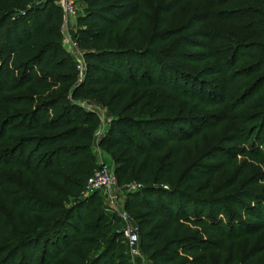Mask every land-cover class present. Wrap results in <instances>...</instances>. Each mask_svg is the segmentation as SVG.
Wrapping results in <instances>:
<instances>
[{
    "label": "trees",
    "instance_id": "trees-1",
    "mask_svg": "<svg viewBox=\"0 0 264 264\" xmlns=\"http://www.w3.org/2000/svg\"><path fill=\"white\" fill-rule=\"evenodd\" d=\"M181 1L160 6L155 28L147 30L140 0H76L81 13L72 38L84 63L80 73L61 43L59 6L0 0V94L6 95L0 130L11 137L0 166L19 177L11 182L16 198L2 196L22 217L21 224L14 216L6 231L14 238L0 243L1 264H130L114 218L107 220L95 194L81 195L95 168L100 123L80 104L93 101L112 117L96 146L109 153L113 176L142 183L124 210L133 213L138 248L149 263L204 264L215 252V264H264V243L241 258L229 246L264 232L260 196L229 192L237 175L203 196L215 151L232 159L247 154L249 144L264 168V0H204L202 30H192V22L166 27ZM208 20L219 25L209 27ZM17 90L26 94L12 97ZM220 128L226 135L182 166L185 144ZM263 180L264 172L244 186ZM163 183L167 189L158 187ZM226 205L244 219L231 214L224 222ZM204 231L225 245L204 239Z\"/></svg>",
    "mask_w": 264,
    "mask_h": 264
},
{
    "label": "rangeland",
    "instance_id": "rangeland-1",
    "mask_svg": "<svg viewBox=\"0 0 264 264\" xmlns=\"http://www.w3.org/2000/svg\"><path fill=\"white\" fill-rule=\"evenodd\" d=\"M170 1H177V0H140V7L141 9L138 12V15L141 16L142 22L144 23L147 30H152L155 28V25L158 21V9L160 6L166 5L167 2ZM62 12V11H61ZM81 13L80 4L76 2L75 5V16L74 17H64L62 14L61 21H60V35H61V43L64 49L67 51L70 49L69 45L71 42H73V32L75 29V17L77 14ZM204 14V0H182L174 9L173 13L169 15L168 21L166 23V27H171L176 30H180L181 27H183L185 24L192 22L194 24L192 30H202L204 27V22L200 21L202 20V16ZM207 25L209 27L219 25V23H214L213 21L208 20ZM69 54L73 58L75 64H79L84 69V63L81 59V53L77 50H74L71 48L69 50ZM179 66L181 68H184L185 70H191L193 68V65H184L183 63H179ZM83 71V70H82ZM261 91L258 95H256L252 101H255ZM24 95L26 94L23 90H17L11 93V96L14 95ZM6 95L0 94V98L4 97ZM257 97V98H256ZM92 105H85L84 103H81L80 106H84L87 108H92L98 117L100 128L97 130L94 134V143L92 146V152L95 155V168L92 170V174L99 168V166H106L109 171L113 172L112 165L109 161V153L105 149H99L96 146L97 141L102 136L103 131L106 129V126L108 125L109 121L111 120V115L107 112V110L102 106V104L98 101H93ZM2 108V105H0V109ZM6 112H14L13 108L11 107H5ZM242 112V111H241ZM244 114H248L249 111H243ZM227 130L224 128L216 129L214 132L211 133H204L201 135L200 138H197L196 140H192L191 143L185 144L183 147V153H182V166H186L189 163L193 162L194 160H197L198 156L201 154V152L206 151L211 147L212 145L216 144L221 138L220 136L226 135ZM11 137L9 136L7 132V128L5 129V132H1L0 130V165H4L6 161L8 160V156H5V154L2 152L5 148L8 146H11ZM250 152V145L248 144L246 146ZM261 151H264V147L259 148ZM219 152V153H216ZM247 154H240L236 155L235 158H228L224 154L220 153V151L213 152V158H214V171L207 177L209 179V189L203 193V196H207L209 194V190L213 189L214 187H217L219 184L227 180L229 177L233 175H237L238 179L236 182V185L229 190V192L238 193V192H252L254 194H258L260 196L259 198L256 197V202L259 203V207L261 210V213L264 214V180L257 183L252 184L249 186H244L245 182L252 181L256 175L261 174L264 172L263 164H261L260 160L256 157H254L250 153ZM90 173V174H91ZM91 174V175H92ZM90 175V176H91ZM19 177H16L15 173H12L9 171L8 168H2L0 166V243L9 240L10 238H14L13 232L12 236L7 235L6 231L9 233L10 228L14 227V216H17L18 220L22 224V217L20 212L13 213L10 212V208L6 205V202L3 200V193H7L10 196H13V198H16L15 194H12L13 187L11 186V182L13 179H16ZM115 178V177H114ZM87 180V179H86ZM86 180L82 186V197H87L91 195L92 193L95 194L96 203H98V206L101 210H103V213L107 216V220L111 219L112 217L114 220L112 221L111 225L115 228V230H118L122 232L125 239V234L127 233L126 227H130L137 230V236L138 234V226L136 222L133 219V213L130 211L124 210V203L126 202L128 195L134 191H129L127 189V186H138V189L142 185L141 182L135 181L133 179L126 180L124 182H117L115 179V186H114V192L107 191L104 189L95 190L91 194H86L85 191V183ZM168 184H158V187L167 189ZM196 186H199V184H196L193 188ZM192 188V189H193ZM137 189V190H138ZM186 190V188H183ZM191 188H189L190 191H193ZM136 191V190H135ZM11 192V193H10ZM108 194H114L115 199L113 202H109L107 200ZM239 198V197H238ZM254 208L256 207L255 204H251ZM227 209L226 213L222 212L220 213L219 217L223 219L224 222H226L227 217L229 215H233L235 219L243 220V216H239V211L235 208H233L230 205H226L225 207ZM125 216V219H123L121 216ZM112 218V219H113ZM250 222H252V219ZM7 235V236H6ZM201 237L204 236V239L212 240V242H216L222 246L225 245V242L223 241V238H215L213 235L208 233L207 231H204V234H200ZM264 243V232L261 233L257 237H241L240 239L236 240H230L229 246L232 248L233 254H237L236 256L238 258H241V256H245L247 252L254 248V247H261ZM226 246L225 254H229L230 247ZM124 254L126 255V258L128 262H132V264H151L149 263L142 254L139 255V257L131 261L129 257H127V252L125 249H123ZM140 252V251H139ZM21 255V252H20ZM215 252L209 253V262L204 264H215ZM250 262L246 263L249 264ZM0 264H1V257H0Z\"/></svg>",
    "mask_w": 264,
    "mask_h": 264
},
{
    "label": "built area",
    "instance_id": "built-area-1",
    "mask_svg": "<svg viewBox=\"0 0 264 264\" xmlns=\"http://www.w3.org/2000/svg\"><path fill=\"white\" fill-rule=\"evenodd\" d=\"M75 5L76 0H63V4L61 7V11L63 16L66 17H74L75 16ZM70 49L73 48L76 49V46L74 42H71L69 45ZM69 50H67L69 52ZM78 51V50H77ZM77 70L81 73L83 68L79 64H75ZM114 186H115V178L111 171L108 170V168L104 165L99 166V168L87 178L85 183V193L91 194L95 190L104 189L107 191L114 192ZM127 189L129 191H135L138 189V186H127ZM115 199L114 194H108L107 200L109 202H113ZM123 219H125V216H121ZM127 233L125 234V246H126V252L127 257L131 259V261L136 260L139 255V248H138V236H137V230L126 227ZM132 264V262H130Z\"/></svg>",
    "mask_w": 264,
    "mask_h": 264
},
{
    "label": "water",
    "instance_id": "water-1",
    "mask_svg": "<svg viewBox=\"0 0 264 264\" xmlns=\"http://www.w3.org/2000/svg\"><path fill=\"white\" fill-rule=\"evenodd\" d=\"M53 3L54 5L59 6L60 8L62 7L63 0H44Z\"/></svg>",
    "mask_w": 264,
    "mask_h": 264
}]
</instances>
